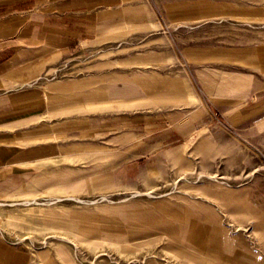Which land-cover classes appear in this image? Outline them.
Listing matches in <instances>:
<instances>
[{
    "label": "rangeland",
    "instance_id": "obj_1",
    "mask_svg": "<svg viewBox=\"0 0 264 264\" xmlns=\"http://www.w3.org/2000/svg\"><path fill=\"white\" fill-rule=\"evenodd\" d=\"M104 5L39 75L69 105L0 234L33 264H264V0Z\"/></svg>",
    "mask_w": 264,
    "mask_h": 264
},
{
    "label": "crops",
    "instance_id": "obj_2",
    "mask_svg": "<svg viewBox=\"0 0 264 264\" xmlns=\"http://www.w3.org/2000/svg\"><path fill=\"white\" fill-rule=\"evenodd\" d=\"M104 4L105 0H0V196L17 194L27 180L45 177L32 171L30 164L36 160L24 155L41 156L46 147L53 155V146H41L39 140L57 132V125L46 117L65 112L69 104L55 99L70 96L66 89L71 81L43 83L39 75L57 56L96 38L99 22L110 11ZM250 89L251 81L243 98ZM0 264L33 262L27 251L0 234Z\"/></svg>",
    "mask_w": 264,
    "mask_h": 264
}]
</instances>
